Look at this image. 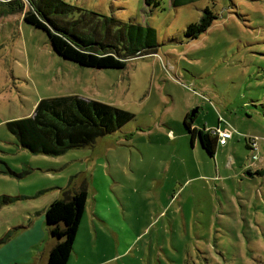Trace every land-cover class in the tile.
Returning a JSON list of instances; mask_svg holds the SVG:
<instances>
[{
  "label": "rangeland",
  "instance_id": "1",
  "mask_svg": "<svg viewBox=\"0 0 264 264\" xmlns=\"http://www.w3.org/2000/svg\"><path fill=\"white\" fill-rule=\"evenodd\" d=\"M65 1L89 13L63 20L82 19L80 31L115 45L126 66L66 59L24 19L28 0L25 10L0 3V239L10 232L0 264H47V239L31 246L45 209L82 187L68 264H264V0ZM206 6L218 18L189 37ZM132 25L143 40L155 31L143 54H127ZM71 94L135 117L61 154L22 147L8 122ZM188 113L200 129H230L228 145L204 150Z\"/></svg>",
  "mask_w": 264,
  "mask_h": 264
},
{
  "label": "trees",
  "instance_id": "2",
  "mask_svg": "<svg viewBox=\"0 0 264 264\" xmlns=\"http://www.w3.org/2000/svg\"><path fill=\"white\" fill-rule=\"evenodd\" d=\"M30 7L25 11L24 19L48 34L54 50L66 59L84 66L97 68H123L126 58L120 55L115 45L96 39L80 31V21H64L78 8L65 0H28ZM196 0H173L176 6L185 5ZM151 3V0H146ZM10 10H25V0H0ZM74 14V13H73ZM95 14V13H94ZM218 15L206 6L198 22L187 27V35L197 38L208 29ZM79 23V24H78ZM71 25L74 28H71ZM145 40L136 34L144 33V27L132 25L130 48L127 54L141 52L154 45L155 31ZM135 117L133 112L94 99H85L79 95H64L40 100L32 116L8 122L22 147L32 152L61 154L73 147L93 145L95 141L120 129ZM195 115L188 113L184 119L186 128L193 138L199 136L202 147L214 155L219 145L218 136L204 128L194 126ZM88 200L85 187L67 190L63 198L55 199L45 209L46 222L56 244L50 251L48 264H68L74 250L75 241L84 218ZM8 234L0 239L4 242Z\"/></svg>",
  "mask_w": 264,
  "mask_h": 264
},
{
  "label": "crops",
  "instance_id": "3",
  "mask_svg": "<svg viewBox=\"0 0 264 264\" xmlns=\"http://www.w3.org/2000/svg\"><path fill=\"white\" fill-rule=\"evenodd\" d=\"M197 127V126H195ZM198 129H200L199 127H197ZM229 142V141H228ZM228 145V143L226 144ZM225 145V146H226ZM219 146V145H218ZM224 146V145H223ZM205 150V149H204ZM93 224H94V227L96 226L95 222L93 221ZM30 225V224H29ZM44 229L45 231H43L42 235L39 236L38 234L34 235L33 237H36L37 239H35L34 241H32L31 243V246H34V245H38V243L40 242V238H42V240H46L47 239V246H46V250L43 252V256L44 258L47 260V264H48V257H49V254H50V251L51 249L53 248V246L56 244V239L51 235L50 231H49V228H48V225H47V222H46V219L44 220ZM29 227V226H28ZM97 227V226H96ZM8 236H10V232L7 233ZM118 235V234H117ZM30 253H32V251H30ZM29 264H37L36 262L35 263H29Z\"/></svg>",
  "mask_w": 264,
  "mask_h": 264
},
{
  "label": "built area",
  "instance_id": "4",
  "mask_svg": "<svg viewBox=\"0 0 264 264\" xmlns=\"http://www.w3.org/2000/svg\"><path fill=\"white\" fill-rule=\"evenodd\" d=\"M215 133L218 136L219 145H226L233 135V132L230 129L217 128L215 130Z\"/></svg>",
  "mask_w": 264,
  "mask_h": 264
},
{
  "label": "flooded vegetation",
  "instance_id": "5",
  "mask_svg": "<svg viewBox=\"0 0 264 264\" xmlns=\"http://www.w3.org/2000/svg\"><path fill=\"white\" fill-rule=\"evenodd\" d=\"M208 130H210V129H208ZM210 131H211V130H210ZM212 132H213V134H216L215 131H212ZM216 135H217V134H216Z\"/></svg>",
  "mask_w": 264,
  "mask_h": 264
},
{
  "label": "water",
  "instance_id": "6",
  "mask_svg": "<svg viewBox=\"0 0 264 264\" xmlns=\"http://www.w3.org/2000/svg\"><path fill=\"white\" fill-rule=\"evenodd\" d=\"M192 116L194 115V113L191 114Z\"/></svg>",
  "mask_w": 264,
  "mask_h": 264
}]
</instances>
